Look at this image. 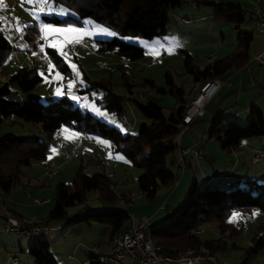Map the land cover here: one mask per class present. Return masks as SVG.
I'll list each match as a JSON object with an SVG mask.
<instances>
[{
	"label": "rangeland",
	"instance_id": "374dc122",
	"mask_svg": "<svg viewBox=\"0 0 264 264\" xmlns=\"http://www.w3.org/2000/svg\"><path fill=\"white\" fill-rule=\"evenodd\" d=\"M212 2L216 1L200 0V3H192V0H189L188 3L171 11L168 31L162 36L151 39L121 37L127 43L141 46L146 51L142 59L126 64L115 51L98 50L97 40L111 39L117 36L116 31L89 18L83 19V25L48 23L44 19L45 16L60 18L74 16L70 9L54 0H0L2 29L14 46L8 59L0 67V87L8 83L10 75L14 72L22 68H35L43 78L42 83L24 93L19 91L16 83L11 82L9 87L19 92L14 93L12 97L23 99L27 94H35L44 104L67 97L75 105L89 111L122 134H136L139 126L149 123L150 119L138 109L133 99L144 104L157 102L163 106L166 116H169L177 105L175 97L169 93H158L151 87H144L145 80L152 79L155 85L167 88L165 74L170 72L177 85H183L189 92L194 87V82L185 70L183 50L194 55L197 65L202 69L210 64L207 57L218 58L235 51L234 25L226 21L213 20L214 7L208 4ZM182 19L193 22L183 24ZM29 25H36L40 33L35 40L26 41L23 33L24 28ZM68 27L80 29L81 32L41 30ZM242 27L254 30V41L250 48L252 57L256 53V47L264 45V36L256 31L254 21H248ZM85 30L86 35L82 34ZM108 32L115 35H107ZM85 38L90 41L85 42ZM47 48H53L59 53L63 59L61 65L65 64L69 72L65 73L56 66L47 53ZM161 53H165L166 57L160 58ZM146 63L153 64L148 68L145 66ZM123 73L132 85V96L124 85ZM85 76L92 81L106 80L112 83L114 94L123 98L121 116L99 103L97 99L103 96V91L88 90L89 82ZM230 76L232 87H221L216 97L209 100L208 107L212 104L216 107L218 105V113L226 121L235 120L244 126L247 124L249 109L253 104L264 114V66L258 65L250 58L248 65L238 71L233 69L227 77L223 76L220 80L223 82ZM58 90L60 95H57ZM211 115L212 112L207 111L205 118L202 119L209 120ZM201 125L204 128V141L201 145L207 158L202 160L200 169L196 166L199 187L203 186V181L209 176L217 178L226 174L230 167L237 166L232 174L229 172L232 182L242 180L243 177L255 179L252 176L264 169V136L245 139L237 150L227 151L222 149L220 141L209 138L210 124L203 122ZM193 127L188 129L181 126L183 134H179L176 139L181 148L193 147L199 142ZM10 133L25 139H37L46 144L48 150L44 159L33 160L29 166L22 169L18 181L9 192L0 189V209L4 207L11 209L15 217L18 220L20 218L19 221L48 224L53 230L39 239H47L52 243L49 252L55 258V264H89L90 255L96 254L93 248L104 246L109 239V226L98 223L91 225L84 222L75 223L76 218H82L91 212L122 211L128 216L150 219L152 224L159 223L164 219L167 208L172 209L185 199L193 182V170L186 168L184 171L179 161L174 162L175 155L179 157L178 149L167 157V162L180 186L176 185L175 181L172 187L160 188L156 196L150 199L139 190L138 179L142 169L132 165L123 154L116 152L112 142L107 138L83 134L67 126H62L49 135L42 131L40 124L12 117L0 124V137ZM53 148L55 152L52 151ZM71 152H76L72 158L69 157ZM93 155L102 158L93 159ZM254 155H261V160L257 163L252 162ZM80 168L87 175L104 173L110 176L114 183L116 200L105 202L100 200L96 193L88 192L84 204L67 209L66 219L49 220V214L55 204V186L58 183L73 181ZM50 172L54 174L48 175ZM219 180H213L211 186H221ZM257 182L263 183L264 179ZM36 200L46 202L36 204ZM230 219L237 223L239 215L233 219L231 214L228 221ZM241 224L243 226L241 232L229 240L224 251L215 254L218 264H264V247L257 253L246 255L252 245L253 233L264 224V214L254 210L248 214V220L241 221ZM128 225L129 217L123 228H127ZM198 226V234L203 240L220 237L217 222L200 217ZM227 234L228 237L230 233ZM3 237L18 250L17 253H13L11 252L13 250L0 249V264H11L12 256L20 260L19 264H31L25 260L26 257L36 264L32 256H24L18 248L20 242L31 241V238L16 234H3Z\"/></svg>",
	"mask_w": 264,
	"mask_h": 264
},
{
	"label": "trees",
	"instance_id": "16d2710c",
	"mask_svg": "<svg viewBox=\"0 0 264 264\" xmlns=\"http://www.w3.org/2000/svg\"><path fill=\"white\" fill-rule=\"evenodd\" d=\"M56 3L70 9L74 16L65 17L45 16L48 23L56 25L76 24L83 25V19L89 18L117 32L111 39H98L99 51H115L124 59L135 62L145 55L141 46L127 43L121 37H141L151 39L167 33L170 12L189 2V0H54ZM192 3H200L192 0ZM202 3V2H201ZM215 8L214 20L226 21L234 25L237 31V47L233 54L219 58L201 69L195 58L183 51L184 67L192 76L194 83L223 75L229 70L237 69L250 59V47L254 39V32L242 28L245 22L243 8L225 3H208ZM40 31L36 25L24 28V39L35 40ZM14 49L9 38L2 29L0 19V67L8 59ZM47 53L57 67L65 73L69 68L62 64L63 59L53 48H47ZM124 67V66H123ZM122 71L124 70L121 69ZM168 87L155 85L152 79L145 80L144 87H151L158 93H169L175 97L177 105L169 116L164 114V108L157 102L141 103L133 99L138 109L150 119L149 123L139 126L136 134H122L121 131L109 126L89 111L75 105L67 97L44 104L35 94H27L23 99L14 98L9 83L17 84L19 91L27 93L38 87L42 76L35 68H22L10 75L8 83L0 87V124L7 118L22 119L34 124H40L42 131L51 135L62 126L82 132L83 134L109 139L115 151L123 154L132 165L142 169L138 179L141 193L153 199L162 187H172L176 181L174 172L168 165L167 157L178 147L177 137L181 132L182 118L187 109V93L183 87L177 86L170 72L165 74ZM89 82L88 90L101 89L103 96L97 99L109 111L122 115L123 98L113 92L112 83L106 80ZM124 85L132 96V85L123 73ZM131 98V97H130ZM132 99V98H131ZM247 124L242 126L235 120L226 121L220 113L210 120L208 136L210 139L221 142V147L227 151L237 150L245 139L264 136V114L256 105L250 106ZM194 122V121H193ZM48 146L37 139H25L14 134L0 137V189L9 192L18 181L22 169L33 160L44 159ZM94 159V158H93ZM54 174V172H52ZM224 182L221 176V186H211L208 183L199 187L193 181L185 199L176 207L167 208L164 219L151 224L149 231L155 244L163 252L173 253L176 249L193 247L198 252L215 255L224 251L229 240L241 232L243 226L240 217L237 223L229 222L233 213L251 214L259 210L264 214V182L243 177L242 180ZM230 181V182H229ZM112 178L104 173L87 175L80 168L69 183H58L56 188L55 204L49 214V220L66 219L67 209L82 205L86 201V194L94 192L100 200L105 202L116 200L113 191ZM217 222L220 237L203 240L198 232L199 219ZM128 215L122 211L91 212L77 222L104 224L110 227L109 241L123 229ZM45 224V223H42ZM48 225V224H47ZM230 235L227 237V233ZM38 237V238H37ZM32 237L29 254L36 264H55V258L50 254L52 245L47 239ZM225 237H227L225 239ZM29 238V237H27ZM36 238V239H34ZM264 247V224L260 226L252 237V245L246 255L257 253ZM16 258V257H13ZM17 259V264L19 260ZM12 264V263H11ZM89 264H107L100 260L99 254L89 257Z\"/></svg>",
	"mask_w": 264,
	"mask_h": 264
},
{
	"label": "built area",
	"instance_id": "2783aa9c",
	"mask_svg": "<svg viewBox=\"0 0 264 264\" xmlns=\"http://www.w3.org/2000/svg\"><path fill=\"white\" fill-rule=\"evenodd\" d=\"M200 1V0H199ZM210 1V0H204ZM253 4L254 9L251 12L243 10V17L246 19L249 16H253L256 22V31L264 36V12H262L258 5L260 0H249ZM184 22L188 23L190 20L184 19ZM88 38H85V42H89ZM164 54H162V57ZM253 61L258 65L264 66V45L260 47V50L254 55ZM152 63H146V66H150ZM226 84H230L227 80ZM221 83L217 79H210L204 82L197 89L196 93L186 98L187 109L182 118V125L188 128L193 121L203 115L205 104L216 94L220 88ZM123 120L125 121L124 117ZM181 133L183 131L181 130ZM191 155V167L194 163L199 162L203 158L201 149L183 150L182 156ZM76 152L69 154V157H74ZM94 159H101L99 155H93ZM106 159V158H105ZM255 161L260 160V157H256ZM52 172L48 173L51 175ZM224 182L228 181V175H225L222 179ZM36 204H44L46 200H36ZM244 220H248V216L241 217ZM152 222L147 218L129 217V225L127 229L118 231L111 241L110 248L102 252V246L93 248V251L100 255V260L107 264H218V260L213 254L198 252L193 247H187L183 249H176L173 253L167 254L163 252L161 247L154 243L149 228ZM53 229L42 223H20L15 215L7 208L0 209V236L3 234H16L20 237H37L46 236ZM194 232H199L197 229ZM17 259L12 258L11 263L17 264Z\"/></svg>",
	"mask_w": 264,
	"mask_h": 264
},
{
	"label": "crops",
	"instance_id": "0c3cea01",
	"mask_svg": "<svg viewBox=\"0 0 264 264\" xmlns=\"http://www.w3.org/2000/svg\"><path fill=\"white\" fill-rule=\"evenodd\" d=\"M214 1H216V3H223L224 1H230L231 3H225V4H232V5H235V6H240L241 8H243V10L244 11H248V12H251L253 9H254V7H253V4L252 3H250V1L249 0H214ZM261 4V5H260ZM213 6V5H212ZM214 7V6H213ZM258 7H259V9L262 11V12H264V0H260V2H259V5H258ZM214 12H215V8H214ZM213 17H214V13H213ZM212 17V18H213ZM184 19H182L181 20V22L183 23V24H191L193 21H190V22H188V23H186V22H184L183 21ZM188 20V19H187ZM213 20H214V18H213ZM215 21H217V20H215ZM248 21H254L255 22V20H254V17L253 16H249V17H247L246 18V20H245V22L244 23H246V22H248ZM231 24V23H230ZM255 24H256V22H255ZM233 25V24H232ZM243 25V24H242ZM243 28V27H242ZM235 29V28H234ZM243 29H245V28H243ZM245 30H247V29H245ZM236 31V30H235ZM247 31H251V30H247ZM251 32H254V30H252ZM253 41H254V39H253ZM253 43V42H252ZM235 47H237V31H236V44H235ZM251 48V47H250ZM235 50H236V48H235ZM260 50V48L259 47H256V53L258 52ZM183 51H186V50H183ZM187 52V51H186ZM235 52V51H234ZM234 52H232V53H230V54H227V55H225V56H228V55H231V54H233ZM187 53H189V52H187ZM255 53V54H256ZM162 54H164V56L162 57ZM190 54V53H189ZM191 55V54H190ZM193 57H195L194 55H192ZM225 56H222V57H218V58H214V57H207L206 59L208 60V61H210L209 63L211 64V63H213L215 60H217V59H219V58H223V57H225ZM166 57V54L165 53H161V56H160V58H165ZM252 57H254V56H252ZM251 57V54H250V58H251V60L253 61V58ZM123 58V57H122ZM124 59V58H123ZM249 61H250V59H249ZM249 61L247 62V63H245L243 66H241L240 68H237V69H234V70H236V71H238V70H241L243 67H245L246 65H248V63H249ZM128 62H130V61H128V60H126V59H124V63H128ZM184 63V62H183ZM153 64V63H152ZM145 66H146V64H145ZM150 66H152V65H150ZM150 66H146V67H150ZM100 67H104V66H100ZM201 68V67H200ZM202 69V68H201ZM233 70V69H232ZM232 70H229V71H227L226 73H224L223 75H221V76H218V77H214V78H211V79H217V80H219L220 81V83H221V86H220V88L218 89V91L216 92V94L211 98V100L214 98V97H216V95L219 93V90L221 89V87H223V86H226V87H232V78H231V76L230 77H228L227 79H225V81H221L220 79H221V77H227V75H228V73H230ZM191 76V75H190ZM86 78H88L87 76H85ZM172 77V76H171ZM191 78H192V76H191ZM90 79V78H89ZM90 80H92V79H90ZM208 80H210V79H207V80H202V81H200L199 83H193L194 84V87L193 88H191V90L189 91V92H187L186 90H185V88H184V86L183 85H177V83L174 81V79H173V81H174V83L177 85V86H180V87H183V89H184V91L187 93V97H189V96H192V95H194L195 93H196V91H197V89L200 87V85H202L204 82H206V81H208ZM227 80H229L230 81V84H226L225 82L227 81ZM197 86V87H196ZM145 96V95H144ZM210 100V101H211ZM210 101H208L206 104H205V106H204V113H203V115L202 116H200V117H197L195 120H194V122L188 127V129H190L191 127H193V130H195L194 131V133L196 134V137H197V140L199 141L196 145H194L193 147H186V148H181V144L179 145L178 143V147L176 148V149H178V151H179V157H177L176 155H175V157H174V162H176V163H178V161L180 162V165L182 166V168L183 169H185L184 171H186V168H189V169H191V170H193V180L192 181H196L197 182V184H198V180H196V166H198L199 167V169H200V165H202V160L206 157L205 155H204V152H203V147H202V145H201V142H203L204 141V131H203V126L201 125V124H203V122H208L209 124H210V120L216 115V113H218V105H217V107L214 105V104H212L211 106H209L208 107V104L210 103ZM255 105V104H254ZM207 111H210V112H212V117L208 120H203L202 118H205V116H206V113H207ZM223 117V116H222ZM182 126H184V125H182ZM202 126V127H201ZM210 127V126H209ZM187 130V129H186ZM183 133H181L180 132V135H182ZM248 145V144H247ZM241 146V145H240ZM249 146V145H248ZM187 148H190V149H196V148H199V149H201V151H202V153H203V158L199 161V162H195L194 163V165H193V167H191V155L189 154V155H186V156H182V152H183V150H185V149H187ZM72 153V152H71ZM256 157H260V160H261V158H262V156L261 155H254L253 156V160H252V162H254V163H257V162H259L260 160H258V161H255L254 159L256 158ZM207 158V157H206ZM237 167V166H236ZM236 167H230L227 171H226V174H228L229 172H231V174H232V172L234 171V170H236ZM226 174H224V175H226ZM247 175H248V173H246ZM208 175H209V173H208ZM221 176H223V175H220V176H218L217 178H211L210 176L208 177V179H205L204 181H203V184H205V183H208V184H210L211 185V183H213V180H219L220 181V183H221ZM229 177H230V175H229ZM252 177H255V180L257 181V180H260V179H264V169L261 171H258L256 174H255V176H252ZM230 181H232L231 180V177H230ZM229 181V182H230ZM179 182L178 181H176V185L178 184ZM222 184V183H221ZM179 185V184H178ZM180 186V185H179ZM5 205V204H4ZM6 206V205H5ZM11 210V209H10ZM14 212V211H13ZM244 215H246V214H241V215H239V217L241 218L242 216H244ZM248 216V215H247ZM128 217H130V216H128ZM242 219V218H241ZM19 220H20V218H19ZM242 220H244V219H242ZM20 222H22V223H30V222H25V221H20ZM125 229H127V228H125ZM124 228L122 229V230H125ZM26 238V237H25ZM32 239V238H31ZM33 241V239L31 240V241H27V240H24V241H22V242H20V246H18V248L20 249V252L25 256V255H30L29 254V247H30V244H31V242ZM110 241H109V239H108V241L104 244V246H102V248H103V250L104 251H107L109 248H110ZM4 249V250H13V251H11V252H13V253H17V250L18 249H16V246L15 245H10L7 241H6V238L5 237H3V235H1L0 236V249ZM12 257H16V256H12ZM17 258V257H16ZM12 259V258H11ZM26 261H28V262H31V264H34V263H32V261H30L31 259L30 258H28V257H26V259H25ZM20 261V260H19ZM131 264H137V263H133V262H131Z\"/></svg>",
	"mask_w": 264,
	"mask_h": 264
},
{
	"label": "snow or ice",
	"instance_id": "6c2138e0",
	"mask_svg": "<svg viewBox=\"0 0 264 264\" xmlns=\"http://www.w3.org/2000/svg\"><path fill=\"white\" fill-rule=\"evenodd\" d=\"M2 19V18H0ZM42 31H45V30H49V31H56V32H81L80 29H77V28H73V27H68V28H48V29H44L42 28L41 29ZM82 34L86 35V30L82 32ZM107 35H115V33H111V32H108ZM71 88V84L69 85V89ZM61 93L59 92V90L57 91V95H60ZM65 131H67L65 129ZM53 152H55V149L53 148L52 149ZM238 216L237 213H233L232 214V218H236ZM229 222H232V219H230Z\"/></svg>",
	"mask_w": 264,
	"mask_h": 264
}]
</instances>
